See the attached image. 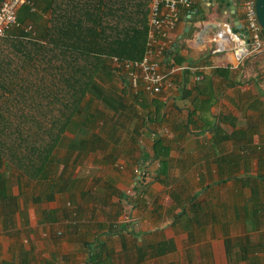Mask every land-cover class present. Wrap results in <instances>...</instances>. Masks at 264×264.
Segmentation results:
<instances>
[{"label": "crops", "instance_id": "1", "mask_svg": "<svg viewBox=\"0 0 264 264\" xmlns=\"http://www.w3.org/2000/svg\"><path fill=\"white\" fill-rule=\"evenodd\" d=\"M193 6L190 16L182 12L181 21L171 37L174 47L163 63L165 68L186 66L187 69L175 74L173 84L163 94L150 96L146 107L139 105L137 100H131L130 104L136 103L132 107L134 112L139 109L142 117L128 118L125 124L131 140H139L142 159L148 158V166L152 171L155 170H150L149 175L153 174V180L147 182L144 193L136 196V200L143 204L146 191L156 196L166 189L177 202L176 207H172L177 210L176 215H172L169 218L171 221L164 226H156L150 224L152 218L142 213L139 207L133 210L131 208L123 216L120 211L116 212L119 218L110 220L103 215L88 213V217L81 220L84 224L73 225L70 220L60 223L64 226V235L59 237L53 234L51 239H47L43 228H35L36 220L48 223L52 233H55L60 217L54 213L61 211L60 207L50 206L51 208L42 209L37 217L34 214L28 216L26 212L31 210L30 207L33 209V203L16 196L15 201L0 202V264H213L214 261L208 259L215 252L219 253L212 239L215 236L216 218L222 225L218 236L231 237L232 217L229 206L222 209V205L221 212L214 203L212 209H207V206L200 203L202 212L198 214L199 217L192 209H187V213L180 216L178 200L182 193L172 188L178 180L180 184L190 181L201 186L200 192L205 197L208 194L213 197L217 187L235 186L232 205L238 206L244 216L247 210L243 209L245 204H249L248 212L253 211V203L247 200L252 192L246 196L248 191L244 190L248 189V176L245 175L248 171L247 164L250 163L260 169L257 174H251H264V88L256 83L241 84L240 79L246 77V71L234 65L233 52L213 53L209 42V36L228 15L236 27L244 25L241 0H193ZM203 29L210 31L202 35ZM252 57L256 56L246 59ZM258 75L263 76L257 71L252 76L256 82ZM138 99L149 98L142 96ZM117 125V128L121 127L120 124ZM156 140L163 142L159 148L167 160L165 166H162L163 171H159L158 160L152 158ZM100 160L101 164L96 165L100 178L94 172L89 175L91 168L82 164L77 166L78 162L69 168L76 187L64 193V200L73 201L90 211L96 205L95 201H91L93 198H98L100 203L107 200L108 204L110 197L114 196L115 186L125 188L132 184V187H137V191L142 186L145 176L131 179L129 171L116 172L111 168L114 157L110 152H105ZM105 167L111 169L106 170ZM85 180L92 182L91 186L85 185ZM100 180L101 184L98 183ZM97 184L96 189L94 185ZM90 189H95L96 192L92 193ZM118 197L119 209L135 204L125 190ZM243 197L245 198L242 200ZM205 200L208 202L209 199ZM54 201L47 202L51 204ZM8 203H11L12 208ZM233 206L232 214L235 213ZM161 216L163 217L159 221L165 219L164 215ZM183 219L186 223L181 228L178 223ZM228 220L229 223L226 222ZM224 223L226 227H223ZM201 231L211 234L203 241L204 249H198L200 244L197 237ZM58 233L62 235L61 232ZM178 233L183 242H187L188 246L195 245L193 247H197V250H192L193 247L191 250L176 249L175 235ZM241 235L245 234L237 236ZM28 236L31 238L29 242L25 238ZM262 236L264 235L260 237ZM257 240L259 239H255ZM260 241L264 242V239ZM234 248L239 251L240 246ZM224 249L227 255L226 245ZM260 249L261 247H254L248 258L228 261L227 264H264L254 256ZM167 252L176 253V259L172 255L168 260ZM183 253L187 254L188 259L179 261Z\"/></svg>", "mask_w": 264, "mask_h": 264}, {"label": "trees", "instance_id": "2", "mask_svg": "<svg viewBox=\"0 0 264 264\" xmlns=\"http://www.w3.org/2000/svg\"><path fill=\"white\" fill-rule=\"evenodd\" d=\"M55 1L34 0L35 10L28 5L19 10L22 24L28 20L38 23L41 39L28 38L32 32L23 27L0 38V202L3 203L15 201L12 188L18 185L22 189L23 179L44 184L41 194L34 198L36 202H52L58 194L74 189L76 181L69 171L74 153L109 146V141L94 131L104 114L93 110L91 104L101 102L117 114L136 104L124 102L131 80L128 73L116 66L114 58H143L149 28V1L86 0L71 10L55 5ZM36 5L42 7L43 12L54 13L52 26L39 23L42 11ZM192 12L193 9L187 14ZM171 52L172 49L167 59ZM116 77L125 87L113 92L107 82ZM143 92L134 90L131 100L146 107V100H138ZM132 117L142 116L136 110L128 114V118ZM108 121L105 120L107 125ZM69 130H76L74 137L68 136ZM82 132L88 135L81 136ZM162 144L160 140L155 141L152 157L160 163L159 171H163L162 166L167 162L164 153L159 151ZM63 147L67 149L66 156L58 153ZM6 167L13 172L9 173ZM247 181L252 192L247 200L253 203L252 213L258 219L264 207V174L255 177L250 174ZM146 185L142 182L137 196L144 193ZM200 194L195 192L190 198L193 205L190 208L179 199L178 214L182 216L187 209H192L199 217L202 209L196 198ZM245 205L243 209L248 210L249 204ZM8 206L12 208L11 203ZM233 208L234 218L240 217L239 207ZM247 210L245 215L250 216ZM245 235L225 239L231 261L246 259L254 247L264 246V242L255 241L252 234ZM237 246H240L238 256L234 252Z\"/></svg>", "mask_w": 264, "mask_h": 264}, {"label": "rangeland", "instance_id": "3", "mask_svg": "<svg viewBox=\"0 0 264 264\" xmlns=\"http://www.w3.org/2000/svg\"><path fill=\"white\" fill-rule=\"evenodd\" d=\"M86 0H57L55 1V5H62V7H66L68 8V10H71L72 8L75 9V7L80 6L81 3H83ZM89 1V0H88ZM45 4L42 3V6H44ZM75 6V7H74ZM37 7V5H36ZM40 8L42 7H37L38 10L42 11ZM53 12L49 11V12H41L40 13V18H39V23L42 24H46L48 26H52V18H53ZM19 16V14H18ZM149 22V20H148ZM32 26V30H31V35L28 37L30 39H41L40 37V32L37 30L38 29V23L33 21V20H28L25 23V26ZM149 26V23H148ZM239 68H244V70L246 71V77H241L240 82L241 84H247V85H255L256 84H261V87L264 88V53L258 55L257 57H252V59H246L243 63L238 65ZM169 67V66H168ZM165 66H163V69L165 71H169L171 70L170 66L169 68ZM259 72V75L256 77V80H258V82L255 81V77H252L255 72ZM121 73V72H120ZM251 74V75H250ZM175 76V75H174ZM173 76V77H174ZM129 81V80H128ZM127 81V82H128ZM107 86L110 88L111 91L114 92V90H119L121 88H124V83L121 82V80H119L118 77L114 78L113 80L107 82ZM128 90L125 97V103L130 104L131 102V92H134V87L133 85L129 82L128 84V88L126 89ZM143 96H145L146 98L149 99H145L147 102H150L151 97L149 95H145L143 93ZM140 100V99H138ZM144 102V101H143ZM88 105V104H87ZM91 107L93 108V110H100L103 112L104 116L100 119V121L98 122V125L95 127V132L99 133L104 139L109 141V146L105 149H96L95 151H91V152H84L81 154H77L76 152L74 153V157L71 159L70 161V167H73L72 165L77 163V166L82 164L85 165L86 168H91L89 175H91V172H94L95 176H99L98 174V170H96V165L101 164V158L103 157V154L105 152H110L111 155L114 157V160L112 162L111 168L114 169L116 172H123V171H129V173H131L132 177L131 179L135 178L138 176L139 172H145L146 174L144 175L145 179L144 182L147 183L148 181L151 180V174L149 175L148 173L151 172V167L148 166V158L147 160H143L142 156H141V152L139 149V145L138 142L139 140H136V142L134 140H131L128 132H127V128H126V123H127V119H128V114L129 113H134L133 108H129V109H125L123 110V113L121 114H117L112 110L106 109L105 105L101 102H94L93 104H91ZM138 109V107H137ZM262 110L264 111V107H262ZM138 111L140 112V110L138 109ZM106 119H109V125H107V122H105ZM117 124H120L121 127L117 128ZM85 130H87L86 127H84ZM110 132H109V131ZM113 131V134H112ZM119 131V132H118ZM109 133L112 134L111 137L109 136ZM76 134V130H69L68 132V136L69 137H74V135ZM115 134V136H114ZM81 136H87V134L85 132L80 133ZM114 136V137H113ZM117 136V139H116ZM114 138V139H113ZM69 142V140H68ZM67 149L63 147V149L58 152L60 153L61 156H66V152ZM127 156V158L125 159V157ZM76 159V162H74V159ZM130 160H127V159ZM132 159V160H131ZM189 161V158L187 159ZM157 162L156 165L157 166ZM131 165V166H129ZM151 165V164H150ZM248 167V171L246 173L245 176L250 175L251 173L257 174V172L260 169H257L256 166H254L252 163L247 164ZM9 167H6L5 170H7L9 173H12L13 171L11 169H8ZM108 167H105L106 170L111 169ZM88 169H86L87 172ZM151 170V171H150ZM262 170V169H261ZM155 171V170H154ZM152 171V172H154ZM254 174H252V176H255ZM153 175V174H152ZM15 179V178H14ZM153 180V179H152ZM151 180V181H152ZM23 188L20 189L18 185H14L12 188V193H15V196H18L19 198L28 201L29 203H33V209L30 207L31 210H28L26 213L28 216H30L31 214H34L35 217L38 216L39 213H41L40 211H42V209H46V208H51L50 206H57L60 207L59 209L61 211H56L54 213V215L59 216L60 217V221L58 219V227L55 229V233H52V228H49V224H43L45 223L44 221L41 220H36V229H44V233H45V237L47 239H51L52 235L55 234L56 236H63L65 233L64 230V226L61 225L62 223H66L68 220H70V223L72 222V224L79 226V224H84L81 220L82 219H86L88 217V215H103L105 216V219H114V218H119V216H117L116 212L121 213V216H123V214H128L132 208H136L139 207L140 209H142V213H145V215H148L149 218H152V220H150V224L152 225H160L162 224L164 226V224L167 222H170L171 220H169V218H171L172 215H176L177 210L172 209V207H176L177 202L176 200L169 195V193L167 192V190H162L161 192L157 193L156 196H153L152 194H149L148 191H146V195H145V201L143 202V204H140L139 201L136 200V189L137 187H135V185L132 187V184H128L125 188H120L118 186H115V193L114 196L112 195L110 197V202H108L109 206H107L104 201V203H100L98 198H93L91 201H95L96 205L94 206V208H90L91 210L89 211V208H82L80 205H77L75 203H73V201L70 200H64L66 198H64L63 196L65 194L61 193L58 194V196H56V199L53 203L49 204L46 200H43L39 203H35L34 202V198L38 195L41 194V190L43 189V185L44 184H40L39 182H29L27 179H23ZM99 184H101V180L98 182ZM133 183V181H132ZM223 183V182H222ZM220 183V184H222ZM92 182H89V180H85V185L91 186ZM187 184V185H186ZM140 185V184H139ZM186 185V186H184ZM228 185V184H227ZM98 186V184L94 187L96 188ZM234 187L232 188L229 187H217L214 190V194L213 197L212 195L208 194L207 192V196L205 197L204 195H200V197L198 196L196 198V200L198 201V204L201 203V205L203 206H207V209H210L211 207L213 208V203L216 207V209L220 210L222 212V209H224L225 207L227 208L229 206V214L232 217V221H231V237H237V235L241 234H252L253 238L255 239H259V240H263L264 236L260 237L261 235H264V207L263 209L260 210V217H258V219L256 217H254L253 213L249 210L250 212V216H244V213H242V211L240 210V217L234 218V214H232V194L234 192ZM151 188V187H150ZM172 188L175 189L177 192L182 193V197H181V202L182 203H186L187 208L191 207L192 205H190V198L195 194V192H200V190L202 189L201 186L199 185H194L192 184L190 181H188V183H183L180 184V180L176 181V183L174 185H172ZM248 189L244 188V190L248 191L247 195H251V188L248 184ZM97 189V188H96ZM123 190L126 191V193L131 196L132 202L135 204H131L130 206H128V208H124L121 207V209H119L118 207H120L119 205H117V202H119L118 200V195L120 192H122ZM90 191L92 193L96 192L95 189H90ZM23 192V193H22ZM152 193V192H151ZM210 193V192H209ZM243 193V190H242ZM155 195V194H154ZM262 195H263V199H264V186L262 188ZM147 196V197H146ZM136 197V198H135ZM241 198V197H239ZM245 197L242 198V200ZM205 199H209L208 202ZM66 201V203H65ZM208 205H206V203ZM242 203V202H241ZM243 204V203H242ZM222 205L223 208H222ZM92 206V207H93ZM211 208V209H212ZM222 208V209H221ZM165 212V213H163ZM89 213V214H88ZM92 213V214H91ZM26 215V216H27ZM165 216V219L162 221H159L160 219H162L163 216ZM217 217V214H215ZM23 218L24 215H22ZM219 217V215H218ZM227 217V216H226ZM30 218V217H29ZM44 218V217H43ZM65 218V219H64ZM79 218V219H78ZM230 217L228 216V219ZM77 221V222H76ZM227 223H229V220L226 221ZM61 223V224H60ZM186 220H182L181 222L178 223V226L182 227V224L185 225ZM221 222L217 221L216 218V222L214 225V232H215V236L212 238L215 241L216 244V249L218 250L219 253L215 252L214 256H211L208 260H213V264H227L228 261H231L228 256L225 254V249H224V240L228 237H220L218 236L219 233V228H222V225L220 226ZM51 226V225H50ZM223 227H226V224L224 223ZM185 229V228H184ZM51 231V232H50ZM58 232H61L62 235H60ZM185 231L183 230V233ZM213 232V233H214ZM227 232V231H225ZM261 232V233H260ZM199 236L197 237V242L198 244H200V246H198V249H204L203 245V241L206 240V238L211 235V234H207L206 232H199ZM59 234V235H58ZM51 235V236H50ZM181 234H177L175 235V238L177 240V246H175V248L182 250L184 248V250L187 248L189 250H191L190 248L195 246L193 244H190L189 246L187 245V242H183L181 239ZM50 236V237H49ZM207 236V237H206ZM49 237V238H48ZM26 239H28V242L30 241L31 238L25 237ZM184 239V238H183ZM185 240V239H184ZM234 242H236V239H233ZM185 245H183V244ZM182 248V249H181ZM192 250L196 251L197 247L195 249V247L192 248ZM194 251L192 253H194ZM174 252V251H172ZM235 254L238 256L239 252L238 251H234ZM179 253V252H178ZM195 254V253H194ZM175 256L176 259V253H168L167 252V258L168 260L170 259L171 256ZM198 255V253H197ZM196 256V255H195ZM200 256V254H199ZM236 256V257H237ZM256 258H258V260L264 262V246L261 247V249L259 250V253H257V255H254ZM174 259V260H175ZM187 254L183 253V257L181 259H178L179 261H185L187 260ZM195 260V258H194ZM235 260V259H234ZM233 260V261H234ZM231 261V262H233Z\"/></svg>", "mask_w": 264, "mask_h": 264}, {"label": "built area", "instance_id": "4", "mask_svg": "<svg viewBox=\"0 0 264 264\" xmlns=\"http://www.w3.org/2000/svg\"><path fill=\"white\" fill-rule=\"evenodd\" d=\"M149 28L144 56L140 60L114 58L116 66L128 73L130 82L137 92L142 89L147 95L155 97L164 93L173 84V76L186 66H173L165 71L163 63L173 48L172 34L181 21L182 12L193 9V0H148ZM257 0H241L245 29L238 28L228 15L221 21L219 28L211 34L209 42L213 53L233 52L234 65L241 64L250 56L264 53V28L259 22ZM28 5L35 10L34 0H0V38L8 32L23 27L31 31L32 26H25L19 20V10ZM191 14H189L190 16ZM146 173L139 172L142 177Z\"/></svg>", "mask_w": 264, "mask_h": 264}, {"label": "water", "instance_id": "5", "mask_svg": "<svg viewBox=\"0 0 264 264\" xmlns=\"http://www.w3.org/2000/svg\"><path fill=\"white\" fill-rule=\"evenodd\" d=\"M256 7H257V14H258L259 22L264 28V0H257ZM233 16H235V14ZM239 28L245 29V26L241 24ZM208 31L210 30L203 29L201 34L205 35L207 34Z\"/></svg>", "mask_w": 264, "mask_h": 264}]
</instances>
